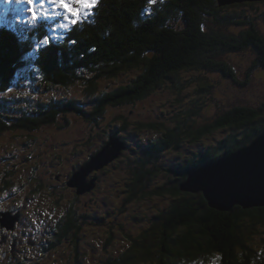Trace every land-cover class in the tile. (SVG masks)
I'll list each match as a JSON object with an SVG mask.
<instances>
[{
    "label": "trees",
    "instance_id": "1",
    "mask_svg": "<svg viewBox=\"0 0 264 264\" xmlns=\"http://www.w3.org/2000/svg\"><path fill=\"white\" fill-rule=\"evenodd\" d=\"M245 5L249 2L219 5L218 0H163L162 3L157 0L150 6L149 0H102L93 24L86 23L82 30L64 33L61 38L54 37L58 34L52 32L49 25L38 30L19 24L8 27L10 20L15 19V12L10 13L6 22L3 19L0 23V93L7 90L14 79L22 77L18 73L26 67L30 75L39 78L37 85L46 91L66 93L71 87H80L83 96L87 94L94 100L90 115L96 117L107 107L133 104L164 87H171L180 101L182 90L196 83L194 92L204 94L202 104L185 110L179 119L180 124L165 129L162 136L151 143L147 154L144 152L140 169L136 170L129 185L131 192L126 203L130 202L136 195L132 191L142 192L145 180L152 174L153 169L148 165L158 161L162 152L177 149L183 142L198 144L217 131L244 130L240 137L227 135L220 148L202 151L196 159H188L181 167L168 170L183 181L189 172L204 162L217 159L221 154L229 155L264 133L262 109L248 106H233L200 127L192 125V129L188 125V115L199 114V108L212 94L211 81L204 78L202 82L199 76L217 72L239 85H247L252 70L264 69V37L261 32L249 16L228 13V8ZM179 23L182 26H178ZM229 25L241 28L238 32H226ZM23 35L27 39H21ZM45 36L50 41L47 46L42 44ZM55 38L61 43L53 41ZM72 40L76 43H71ZM246 49L255 51V54L247 79L240 80L222 56ZM130 72L134 74L127 77V82L113 90L103 88V82L115 81ZM187 73L189 76L185 77ZM50 99L39 111L14 117V123L8 124L0 118V134L54 125L60 114L77 112L84 117V102L74 98L58 103L53 101L56 98ZM4 102L0 100V107ZM139 125L155 131L160 127L148 122ZM105 145L106 142L100 149ZM8 168L0 176V193L12 186L9 178L12 172ZM94 175L96 173L90 177ZM38 180L35 182L37 193L45 185ZM74 194L75 199L79 198L76 190ZM141 195L149 200L168 196L171 204L166 210H159L157 219L138 236H126L127 247L120 253H105L106 257L98 260V264H207L217 257V264H264V250L256 251L250 242L258 226H264V207L233 206L229 211H219L209 207L201 194L182 191L178 182ZM8 209L11 211L7 212L13 211L12 207ZM4 212L0 211V214ZM75 213V209L54 211L53 220L49 222V228L53 229L51 234L42 233L38 239L41 245L39 258L60 251L70 239L73 241L81 233L83 218L80 220ZM42 221L38 224L45 223ZM79 226H82L80 232L75 230ZM49 228L43 229L48 232ZM0 229L5 230L1 223ZM113 235L109 231L104 248L110 244ZM78 252V248L73 247V251H66V258L58 254L57 260L71 264L69 260L72 258L77 262ZM27 256L20 257L21 264L28 263Z\"/></svg>",
    "mask_w": 264,
    "mask_h": 264
},
{
    "label": "rangeland",
    "instance_id": "2",
    "mask_svg": "<svg viewBox=\"0 0 264 264\" xmlns=\"http://www.w3.org/2000/svg\"><path fill=\"white\" fill-rule=\"evenodd\" d=\"M228 9H230L228 11L230 14L249 16L264 37V0L251 1L249 5ZM10 23L9 26L12 28L13 25L17 24L13 18ZM178 26H182V24L179 23ZM240 28L229 25L225 31L238 32ZM55 33L58 36L54 37L61 38V34L64 35V32L60 31ZM67 38L71 40V36ZM53 41L61 43L57 38ZM254 54L255 51L246 49L241 52L224 54L222 59L233 67L240 80H245L250 71ZM18 74L22 77H17L7 87H11L12 90H4L0 93V100L5 101V104L0 107V118L8 124L14 123L12 120L14 117H23L27 112L33 114L39 111L42 106L49 103L51 97L56 98L53 101L58 103L74 98L85 103L84 117L77 112L60 114L54 125H44L33 131L19 129L0 134V176L4 174L7 167H9L7 170L12 172L9 176L12 186L0 193V211L7 212V209L12 207L15 212L7 213L13 223L12 227H4L5 230L10 231L16 225L15 234L18 235L23 229L28 237L39 239L42 233L45 234L46 230L44 229L49 228V222L53 220L54 211H59L60 208L66 212L75 209V216L80 217V220L83 218V230L81 231L82 226L76 227L75 230L81 231V233L76 235L73 241L70 239L67 246L61 247L58 252L52 251V253L40 258L37 253L38 250H28V253L33 255L27 256V264H41V261L43 264H64L62 259L57 260L58 254H62L66 258V251H73V247L78 248L79 252L77 253V262L71 258L73 260H69L71 264H98V260L106 257L105 253H120L122 248L127 247L126 236L134 238L138 236L157 219L159 210L164 211L171 204V198L168 196L166 198L155 197L153 200H149L141 197L142 192L162 186L171 187L176 182L179 183L180 187L187 178L183 181L178 180L176 174L168 171L170 168L181 167L186 160L196 159L202 151H213L220 148L229 134H236L237 137L244 135V130H237L232 133H229L228 130L217 131L205 137L198 144L183 142L177 149L162 152L158 161L153 165H148L153 171L145 180L142 192L133 190L132 193L136 195L130 202L126 203L131 192L129 185L136 170L140 169L144 152L147 151L152 142L157 141L162 136L165 129H173L180 124L179 119L184 116L185 110L193 109L195 105H200L203 100L204 94L194 92L197 88L196 83L182 90L180 101H178L179 98L171 87H164L133 104H125L116 108L107 107L102 115L93 117L92 114L90 115V109L93 107L94 100L87 97V94L83 96L80 87H71L66 93L58 91L54 93L37 85L39 78H34L35 74L30 75L28 68L23 67ZM133 74L130 72L120 76L121 78L118 77L115 81L103 82V88L107 91L113 90L118 85L127 82V77L129 78ZM184 76L188 77L189 75L187 73ZM199 77L202 78V82L204 78L211 81L212 94L199 108V114L188 115V125H191L192 129L194 126L195 128L202 126L205 124L204 122L221 115L233 106L261 108L260 113L264 123L263 68H256L249 73L247 85H239L217 72ZM83 97L87 98L84 100ZM81 105L83 104L81 103ZM142 122L152 123L160 127L156 131L141 128L139 124ZM262 134L264 133L259 135ZM111 136H118L125 148L120 152L116 143L113 142L114 145L109 147L110 150L97 163L113 159L116 155L115 159L110 160L104 167L90 172L85 182L90 184L92 179H95L94 187L75 199L76 187L68 186L69 177L84 166L88 159L90 160L97 154L96 151L105 142L106 144L110 142ZM249 144L251 142L244 146ZM244 146L239 147L231 154ZM229 155L221 154L217 159L206 161L194 170L206 169L205 167H209L215 162L222 165L224 163L222 158ZM93 173L96 175L90 177ZM255 176L256 183L262 182L261 176ZM37 179H40L38 180L40 182L42 180L45 184L39 193L35 191ZM85 182L84 178L80 177L79 183L85 186L82 190L87 186ZM190 193L201 194L210 207L209 201L202 191ZM259 197H264V195ZM234 206L241 207L238 204ZM74 219L76 218L74 217ZM41 220H44L42 222L45 223L37 226V222ZM78 224L80 223L78 222ZM51 230L53 229L50 227L46 235H50L49 231ZM109 231L114 235L110 244L104 248ZM263 233L264 226L260 225L257 233L250 240L258 252L264 250ZM17 239L21 242L19 237ZM24 242L27 243L26 240ZM31 244L33 246L35 243L32 242ZM35 247L34 245L33 248ZM46 252L45 254H47ZM208 262L207 264H209Z\"/></svg>",
    "mask_w": 264,
    "mask_h": 264
},
{
    "label": "water",
    "instance_id": "3",
    "mask_svg": "<svg viewBox=\"0 0 264 264\" xmlns=\"http://www.w3.org/2000/svg\"><path fill=\"white\" fill-rule=\"evenodd\" d=\"M253 2L260 0H218L219 5ZM104 147H102L97 154H95L84 166L78 171L74 172L70 180L67 182L69 187H76V193L81 195L85 191H90L94 187L95 179H92L88 185L85 182L86 177L93 170H98L107 165L110 160L103 163H97L110 150L111 145L118 146L121 152L125 145H123L120 138H111ZM224 163L219 165L217 162L213 163L206 169L193 170L188 173L187 179L180 185L182 191L200 192L208 199L209 205L213 209L219 211H229L234 205H241L243 208L261 207L264 206V134L259 135L251 141V144L244 146L235 153L223 157ZM259 175L263 178L262 182L256 183L254 179ZM251 174H253L251 176ZM80 177L84 178L87 185L82 186L79 183ZM253 177V179H252ZM235 189H234V188ZM252 190V191H250ZM8 212L1 213L0 223L2 227H12V219Z\"/></svg>",
    "mask_w": 264,
    "mask_h": 264
},
{
    "label": "snow or ice",
    "instance_id": "4",
    "mask_svg": "<svg viewBox=\"0 0 264 264\" xmlns=\"http://www.w3.org/2000/svg\"><path fill=\"white\" fill-rule=\"evenodd\" d=\"M3 2L7 5H16L13 9L15 23L24 25L25 28L38 30L49 25L52 32L67 33L82 30L86 23L93 24L102 0H3ZM156 2L157 0H149V5ZM49 42V38L45 36L42 44L47 46ZM71 43L75 44L76 41L72 40ZM37 47L40 48L39 45ZM11 90V87L7 89ZM218 259L217 257L211 261V264H217Z\"/></svg>",
    "mask_w": 264,
    "mask_h": 264
},
{
    "label": "flooded vegetation",
    "instance_id": "5",
    "mask_svg": "<svg viewBox=\"0 0 264 264\" xmlns=\"http://www.w3.org/2000/svg\"><path fill=\"white\" fill-rule=\"evenodd\" d=\"M7 210L9 211L10 209ZM38 225L39 224L37 222V226ZM15 230L16 225L14 229L10 231L0 229V264H21L22 258L20 257L33 255L32 253H28V250H38L37 253L41 250V245L38 244V239L28 237L23 229H21L20 233L17 235L15 234ZM49 232L51 234V231ZM44 235H46V233ZM17 237L21 239L22 243L17 239ZM25 240L27 243L24 242ZM32 242L35 243L33 244V246H36L35 248L31 246ZM44 250L46 251L47 249L44 248Z\"/></svg>",
    "mask_w": 264,
    "mask_h": 264
},
{
    "label": "bare ground",
    "instance_id": "6",
    "mask_svg": "<svg viewBox=\"0 0 264 264\" xmlns=\"http://www.w3.org/2000/svg\"><path fill=\"white\" fill-rule=\"evenodd\" d=\"M118 154V153H117ZM209 164V163H208Z\"/></svg>",
    "mask_w": 264,
    "mask_h": 264
}]
</instances>
